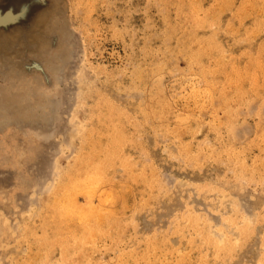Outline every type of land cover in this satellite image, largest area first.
I'll return each mask as SVG.
<instances>
[{"label": "rangeland", "instance_id": "1", "mask_svg": "<svg viewBox=\"0 0 264 264\" xmlns=\"http://www.w3.org/2000/svg\"><path fill=\"white\" fill-rule=\"evenodd\" d=\"M0 264H264V0H0Z\"/></svg>", "mask_w": 264, "mask_h": 264}, {"label": "bare ground", "instance_id": "2", "mask_svg": "<svg viewBox=\"0 0 264 264\" xmlns=\"http://www.w3.org/2000/svg\"><path fill=\"white\" fill-rule=\"evenodd\" d=\"M119 113H120V112H119ZM109 114H110V113H109ZM114 115H115V114H114ZM98 120H99V119H98ZM121 121H122V120H121ZM115 123H116V122H115ZM113 126H115V125H113ZM121 133H122V132H121ZM104 135H105V134H104ZM109 136H110V135H109ZM121 136H122V134H121ZM114 137H115V136H114ZM122 137H124V136H122ZM121 140H122V139H121ZM121 140H118V141H121ZM125 141H126V140H125ZM99 142H100V141H99ZM115 143H116V142H115ZM118 143H119V142H118ZM93 144H94V143H93ZM107 144H108V143H107ZM109 144H110V143H109ZM121 144H122V143H121ZM116 148H117V147H116ZM121 149H122V148H121ZM105 150H106V149H105ZM110 150H111V149H110ZM118 150H119V149H118ZM113 151H114V150H113ZM96 154H97V153H96ZM112 155H113V154H112ZM107 156H108V155H107ZM108 158H109V157H108ZM106 160H107V159H106ZM127 163H128V162H127ZM92 165L94 166L95 164H92ZM100 176H101V175H100ZM102 176H103V175H102ZM95 177H96V176H95ZM87 179H88V177H87ZM91 179H92V178H91ZM84 181H85V180H84ZM86 182H87V181H86ZM86 182H85V183H86ZM87 185L89 186V184H87ZM63 186H66V185H63ZM80 186H81V185H80ZM85 189H86V188H85ZM58 192H59V191H58ZM80 192H81V191H80ZM57 194H58V193H57ZM59 194H60V193H59ZM73 195H74V194H73ZM72 197H73V196H72ZM70 199H71V198H70ZM58 200H59V199H58ZM105 200H106V202H108V201H107L108 199H105ZM110 201H111V200H110ZM112 201H113V200H112ZM59 203H61V202H59ZM63 203H64V202H63ZM112 203H113V202H112ZM71 204H72V203H71ZM55 205H56V204H55ZM55 205H54V206H55ZM61 205H62V204H61ZM65 205L68 206V207L70 206V205H67V204H65ZM72 205H73V204H72ZM63 206H64V205H63ZM51 207H52V206H51ZM56 207H57V206H56ZM56 207H55V208H56ZM53 208H54V207H53ZM55 208H54V209H55ZM69 208H70V207H69ZM69 208H68V209H69ZM71 208H72V207H71ZM54 209H53V210H54ZM56 210H57V209H56ZM56 210H55V211H56ZM77 210H78V209H77ZM78 211H79V210H78ZM57 212H59V211H57ZM69 212H70V211H69ZM54 213H55V212H54ZM70 213H71V212H70ZM100 213H101V212H100ZM51 214H52V213H51ZM78 214H79V213H78ZM84 214H85V211H84ZM88 214H89V213H88ZM80 215H81V213H80ZM64 216H65V214H64ZM92 216H93V215H92ZM98 216H99V215H98ZM57 217H58V215H57ZM99 217H101V216H99ZM83 218H85V217H83ZM96 218H97V217H96ZM58 219H59V218H58ZM81 219H82V218H81ZM93 219H94V218H93ZM65 220H66V219H65ZM83 220H84V219H83ZM90 220H91V219H90ZM94 220H95V219H94ZM102 220H103V219H102ZM57 221H58V220H57ZM61 222H62V221H61ZM64 222H65V221H64ZM97 223H98V222H97ZM99 223H100V222H99ZM197 224H198V223H197ZM92 226L94 227V225H92ZM85 227H86V226H85ZM96 228H97V227H96ZM86 229H88V228H86ZM89 231H90V230H89ZM93 232H95V231H93ZM200 233H201V232H200ZM200 233H199V234H200ZM210 234H211V233H210ZM203 240H204V239H203Z\"/></svg>", "mask_w": 264, "mask_h": 264}]
</instances>
